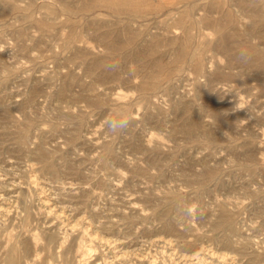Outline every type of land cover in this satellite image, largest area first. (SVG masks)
Wrapping results in <instances>:
<instances>
[{"label":"rangeland","instance_id":"rangeland-1","mask_svg":"<svg viewBox=\"0 0 264 264\" xmlns=\"http://www.w3.org/2000/svg\"><path fill=\"white\" fill-rule=\"evenodd\" d=\"M260 54L264 0H0V264H264Z\"/></svg>","mask_w":264,"mask_h":264},{"label":"bare ground","instance_id":"bare-ground-1","mask_svg":"<svg viewBox=\"0 0 264 264\" xmlns=\"http://www.w3.org/2000/svg\"><path fill=\"white\" fill-rule=\"evenodd\" d=\"M259 57L263 58L264 55L263 54H260ZM261 63V62H260ZM264 65V64H263ZM262 69H264V66H262ZM48 204V203H47ZM53 208H51L52 210ZM1 210V209H0ZM54 210V209H53ZM50 212V211H49ZM57 212V211H56ZM58 213V212H57ZM59 214V213H58ZM57 214V215H58ZM59 216V215H58ZM73 225V224H72ZM71 227V226H70ZM76 227V226H75ZM72 228V227H71ZM79 228V227H78ZM90 229V228H89ZM90 231V230H89ZM88 231V228L87 226L84 227L82 229V232H81V235H82V238L84 237V235H89L91 233H89ZM92 235V234H91ZM99 236V235H98ZM90 237V235H89ZM93 237V236H92ZM90 237V238H92ZM95 239L96 236H94ZM99 238V237H98ZM47 240L49 243L53 242L56 240V235L54 233H48L47 234ZM101 240V239H100ZM106 241V240H104ZM103 240H101V242H104ZM111 241V240H110ZM118 243V242H117ZM72 247H76L77 249L81 247V242L78 243L77 239L72 243ZM125 255V254H124ZM21 254H19V251L17 250V247H14L12 249H10L8 252H7V258H6V264H21ZM186 257V256H185ZM188 257V256H187ZM124 258V257H123ZM200 258V257H199ZM197 258V259H199ZM201 259V258H200ZM155 262V261H154ZM38 263V262H37Z\"/></svg>","mask_w":264,"mask_h":264},{"label":"clouds","instance_id":"clouds-1","mask_svg":"<svg viewBox=\"0 0 264 264\" xmlns=\"http://www.w3.org/2000/svg\"><path fill=\"white\" fill-rule=\"evenodd\" d=\"M130 120L128 118H121L117 121L107 122L108 130L112 133L123 132L129 126Z\"/></svg>","mask_w":264,"mask_h":264}]
</instances>
